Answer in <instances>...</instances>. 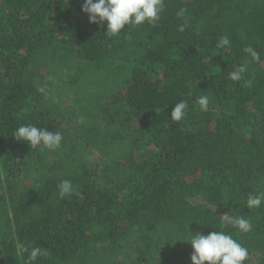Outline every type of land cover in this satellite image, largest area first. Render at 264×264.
<instances>
[{
	"label": "trees",
	"instance_id": "obj_1",
	"mask_svg": "<svg viewBox=\"0 0 264 264\" xmlns=\"http://www.w3.org/2000/svg\"><path fill=\"white\" fill-rule=\"evenodd\" d=\"M84 2L0 0V264H27L20 244L48 250L33 264H192L189 231L231 234L245 264H264V204L246 206L264 192V0H165L157 26L118 37ZM22 124L61 132L62 146L16 140Z\"/></svg>",
	"mask_w": 264,
	"mask_h": 264
},
{
	"label": "clouds",
	"instance_id": "obj_2",
	"mask_svg": "<svg viewBox=\"0 0 264 264\" xmlns=\"http://www.w3.org/2000/svg\"><path fill=\"white\" fill-rule=\"evenodd\" d=\"M166 8L165 0H85L82 10L89 15L91 23H103L107 21V33L109 37H118L125 26L140 27L145 23L157 26L161 20V14ZM186 9H181L178 17H184ZM185 24L178 25V31L183 32ZM230 45L227 36H222L217 43L218 48H224ZM244 52L249 54L254 61L260 60V54L252 46L244 48ZM247 71V65L241 64L230 73V79L240 81L242 74ZM38 91L43 93L45 89L39 87ZM209 97L200 96L198 104L202 111L209 109ZM188 102L181 100L174 105L171 112V119L180 122L185 117L188 109ZM18 141L27 142L31 148L40 147L41 150H57L62 146L63 135L61 132H52L47 128H40L34 124H22L13 133ZM61 198L73 192L72 182L62 180L58 185ZM264 204V192L256 194L249 193L246 206L249 209L259 208ZM222 225H231L241 233L252 231L253 225L250 219L244 216H232L224 214L221 216ZM183 241L191 243L194 252L192 253V264H245L249 259V250L243 246L231 234L223 231L211 232L207 235L196 232L194 235L189 231V235ZM20 250L28 253L27 264H33L39 257L48 256L47 249L41 247H31L23 244L18 245Z\"/></svg>",
	"mask_w": 264,
	"mask_h": 264
},
{
	"label": "rangeland",
	"instance_id": "obj_3",
	"mask_svg": "<svg viewBox=\"0 0 264 264\" xmlns=\"http://www.w3.org/2000/svg\"><path fill=\"white\" fill-rule=\"evenodd\" d=\"M145 157V153L144 151H141L138 153V158L139 159H142ZM88 162L91 163L92 165H94V167H99L101 165V161H100V156H99V152L96 151V150H92L89 154V157H88ZM192 200L197 203V202H200V197H196V198H192ZM257 258H258V254L257 255H254V262L257 261Z\"/></svg>",
	"mask_w": 264,
	"mask_h": 264
}]
</instances>
